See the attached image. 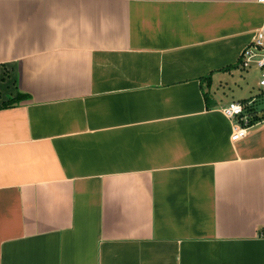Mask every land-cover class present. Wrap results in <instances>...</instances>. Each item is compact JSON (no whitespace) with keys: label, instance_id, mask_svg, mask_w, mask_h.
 I'll return each instance as SVG.
<instances>
[{"label":"crops","instance_id":"obj_1","mask_svg":"<svg viewBox=\"0 0 264 264\" xmlns=\"http://www.w3.org/2000/svg\"><path fill=\"white\" fill-rule=\"evenodd\" d=\"M263 26L257 0H0V106L27 96L0 109V264H264V119L233 142L222 111L264 115Z\"/></svg>","mask_w":264,"mask_h":264},{"label":"built area","instance_id":"obj_2","mask_svg":"<svg viewBox=\"0 0 264 264\" xmlns=\"http://www.w3.org/2000/svg\"><path fill=\"white\" fill-rule=\"evenodd\" d=\"M257 2L264 5V0H257ZM241 62L243 69L256 67L259 70V85L264 88V26L257 32L252 44L244 51ZM247 109V105L236 101L222 108L224 115L233 123L231 135L233 142L243 140L249 135L253 116Z\"/></svg>","mask_w":264,"mask_h":264},{"label":"trees","instance_id":"obj_3","mask_svg":"<svg viewBox=\"0 0 264 264\" xmlns=\"http://www.w3.org/2000/svg\"><path fill=\"white\" fill-rule=\"evenodd\" d=\"M206 80H208V82H210V81H209L210 78H206ZM205 97H206L207 102H208V95L205 94ZM26 98H27L26 95H18L16 98H14V99H9L8 101H6V102H4L3 104H1L0 109L10 108V107H12L13 105L17 104L19 101H22V100H24V99H26ZM247 110H248V112H249L251 115H252V114L255 115V116H253L252 119H251V124H252V125L255 124V123H257V122H259L260 120H263V119H264V115H262V116H258V115L256 114V110L253 109L252 106H251V107H248Z\"/></svg>","mask_w":264,"mask_h":264},{"label":"rangeland","instance_id":"obj_4","mask_svg":"<svg viewBox=\"0 0 264 264\" xmlns=\"http://www.w3.org/2000/svg\"><path fill=\"white\" fill-rule=\"evenodd\" d=\"M259 75H260V73H259V71H258V69L257 68H252V69H250L249 70V73L248 74H246V81H245V84L246 83H248V84H250V85H256V83H258L259 81H260V77H259ZM239 80H241V81H243L244 79H241L240 77H239ZM252 107H253V105H252ZM254 109V108H253Z\"/></svg>","mask_w":264,"mask_h":264}]
</instances>
